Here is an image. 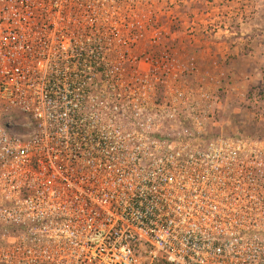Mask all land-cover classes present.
Wrapping results in <instances>:
<instances>
[{"label": "built area", "instance_id": "obj_1", "mask_svg": "<svg viewBox=\"0 0 264 264\" xmlns=\"http://www.w3.org/2000/svg\"><path fill=\"white\" fill-rule=\"evenodd\" d=\"M130 1L0 0V264H264V147L158 128Z\"/></svg>", "mask_w": 264, "mask_h": 264}, {"label": "rangeland", "instance_id": "obj_2", "mask_svg": "<svg viewBox=\"0 0 264 264\" xmlns=\"http://www.w3.org/2000/svg\"><path fill=\"white\" fill-rule=\"evenodd\" d=\"M134 3L145 15L141 48L176 64V76L162 82L154 98L163 100L164 92L179 88L192 101L176 118L152 114L158 128L180 118L205 140L221 136L264 147V0H132L126 5ZM151 36L156 44L147 45Z\"/></svg>", "mask_w": 264, "mask_h": 264}]
</instances>
